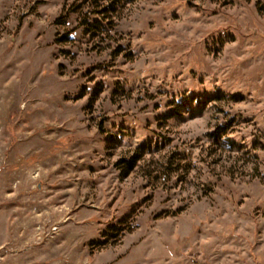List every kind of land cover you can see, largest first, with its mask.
<instances>
[{
  "label": "rangeland",
  "instance_id": "1",
  "mask_svg": "<svg viewBox=\"0 0 264 264\" xmlns=\"http://www.w3.org/2000/svg\"><path fill=\"white\" fill-rule=\"evenodd\" d=\"M0 264H264V0H0Z\"/></svg>",
  "mask_w": 264,
  "mask_h": 264
},
{
  "label": "trees",
  "instance_id": "2",
  "mask_svg": "<svg viewBox=\"0 0 264 264\" xmlns=\"http://www.w3.org/2000/svg\"><path fill=\"white\" fill-rule=\"evenodd\" d=\"M114 1H112L111 3H113ZM112 5V4H111ZM111 5H108V6H106V7H104L103 8V10L102 11H100V12H102V13H107V12H109V10H110V7H111ZM100 22V20L98 19V20H96L93 24H91L90 26H89V28H91V27H96L97 25H98V23ZM136 158H134L132 161H130V169H133V168H135V166H136Z\"/></svg>",
  "mask_w": 264,
  "mask_h": 264
},
{
  "label": "bare ground",
  "instance_id": "3",
  "mask_svg": "<svg viewBox=\"0 0 264 264\" xmlns=\"http://www.w3.org/2000/svg\"><path fill=\"white\" fill-rule=\"evenodd\" d=\"M8 91L11 92L9 89H8ZM9 94H10V93H9ZM8 96H9V95L6 94L5 97H8ZM12 97H13V96H12ZM12 97H10L9 99H7V98H3V99H1V100H3V101L6 102V103L12 102V103L14 104V103H15V100H14ZM22 107L27 108L28 105H25V106H22ZM65 211H66V210H65Z\"/></svg>",
  "mask_w": 264,
  "mask_h": 264
}]
</instances>
